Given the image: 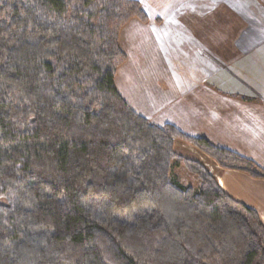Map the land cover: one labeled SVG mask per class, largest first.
Segmentation results:
<instances>
[{
  "label": "trees",
  "instance_id": "1",
  "mask_svg": "<svg viewBox=\"0 0 264 264\" xmlns=\"http://www.w3.org/2000/svg\"><path fill=\"white\" fill-rule=\"evenodd\" d=\"M132 18L148 19L139 0H0V264H264L257 212L174 143L264 168L117 90Z\"/></svg>",
  "mask_w": 264,
  "mask_h": 264
},
{
  "label": "crops",
  "instance_id": "2",
  "mask_svg": "<svg viewBox=\"0 0 264 264\" xmlns=\"http://www.w3.org/2000/svg\"><path fill=\"white\" fill-rule=\"evenodd\" d=\"M233 2V8H227L236 15L231 32L228 20L212 18L211 8L199 7L204 17L200 10L188 17L194 33L188 43L180 36L165 39L155 34L163 43L142 49V59L132 67L121 35L132 25L129 20L119 34L126 60L116 71L115 85L129 106L150 122L205 137L264 168V0ZM146 23L138 20L133 27L149 42ZM212 25L221 28L214 36ZM210 170L217 185L253 208L264 226V179L216 163Z\"/></svg>",
  "mask_w": 264,
  "mask_h": 264
},
{
  "label": "rangeland",
  "instance_id": "3",
  "mask_svg": "<svg viewBox=\"0 0 264 264\" xmlns=\"http://www.w3.org/2000/svg\"><path fill=\"white\" fill-rule=\"evenodd\" d=\"M148 16L147 23L143 25L146 29L144 34H148V41H145V38L138 35V31L135 27H133V22L137 23L139 19L132 18L133 22L126 26L122 30V44L130 53V63L128 64L130 67L133 66L134 62H138L139 58L142 59V49H147L150 45H158L161 40H158L159 36H163L165 39L176 38L177 36L182 37L183 40L187 41L190 35H193V30L191 26L188 24V17H193L195 12H199L203 6H207V8H211L212 13L210 16L214 17H224L231 24V27H228L229 32L232 28H235L236 15L234 9H227L232 7L230 3H234V0H139ZM211 6V7H208ZM226 7L227 11L225 12ZM215 9V10H214ZM201 17L203 11L200 10ZM210 11L207 12V14ZM207 16V15H206ZM221 28L217 25L211 26V34L212 36L218 34ZM158 34L157 37H155ZM209 34V32H208ZM167 36V37H166ZM163 43V42H161ZM185 49H188L185 46ZM168 58L170 59L172 52L168 50ZM123 71V70H122ZM174 147L177 149H181L183 151H187L195 155L209 170L211 171V164L218 163L208 156L205 153L197 150L194 146L189 143H186L181 140H176L174 143ZM219 166V165H218ZM220 167V166H219ZM211 173V172H210ZM212 174V173H211ZM179 180L181 184L190 185L192 187H196L198 181L197 179L190 174L183 165H179L178 167L173 169L172 176Z\"/></svg>",
  "mask_w": 264,
  "mask_h": 264
}]
</instances>
